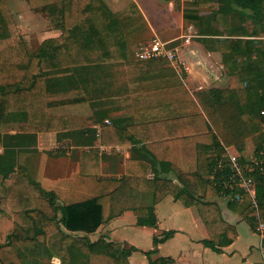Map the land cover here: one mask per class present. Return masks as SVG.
Returning <instances> with one entry per match:
<instances>
[{
	"label": "trees",
	"instance_id": "trees-1",
	"mask_svg": "<svg viewBox=\"0 0 264 264\" xmlns=\"http://www.w3.org/2000/svg\"><path fill=\"white\" fill-rule=\"evenodd\" d=\"M196 5H218L225 20L252 24L238 30L236 36L264 37V0H199ZM51 13V27L61 31L59 37L43 41L36 51L25 38L4 48L12 39L14 19L8 0H0V264H52L54 257L65 264H130L136 248L125 249L104 238L92 242L88 236L72 233L93 234L130 210L138 213L139 226L156 227L155 206L170 195L185 207L198 209L209 234L203 244L215 252L234 243L237 233L223 218L214 198L240 194L242 199L230 200L229 206L252 229L264 224V176L258 177L255 208L249 194L238 188L226 190L223 174L217 170L220 159L228 164V148L243 154L250 138L256 152H264V61L251 58L259 52L254 40L224 42L236 57L246 58L242 63L253 72L242 91L213 88L191 94L182 74L169 60L159 58L150 62L154 70L131 92L127 115L132 126L127 121L125 125L112 120L106 124L108 114H95L102 145H142L140 150L163 171L173 172L180 184L158 175L148 179L143 170L135 172L133 166H138L139 159L135 157L126 161V176L112 192L70 204H61L56 193L44 190L32 179L18 165V158L20 153L35 150L39 133H58L59 142L68 138L76 146L91 147L81 151V174L100 175V149L93 148L98 135L88 128L89 117L53 115L49 112V92L65 87L67 93H75L65 103L88 102L84 92H88L91 75L100 76L110 63L128 62L131 39L153 36L135 3L116 13L104 0H62L60 10ZM218 13L197 15L202 35H220L210 26L218 21ZM177 45L176 41L168 48ZM62 74L72 77L49 80ZM11 125L17 132L3 133ZM212 174L213 179L205 181V176ZM147 194L151 204L142 206ZM174 234L166 232L154 238V250L144 253L150 264H175L170 258L152 259L158 246Z\"/></svg>",
	"mask_w": 264,
	"mask_h": 264
},
{
	"label": "crops",
	"instance_id": "crops-1",
	"mask_svg": "<svg viewBox=\"0 0 264 264\" xmlns=\"http://www.w3.org/2000/svg\"><path fill=\"white\" fill-rule=\"evenodd\" d=\"M104 1L116 13L125 11L133 3L137 4L147 19L155 39H159L168 45L176 41L179 42V45L174 48L177 61L173 63V66L179 74H182L184 83L191 94L213 88L242 91L246 86V81L253 78V72L242 63L246 58L236 57L230 48L224 44L226 40L248 39L256 41L259 52H254L251 58L252 60L261 59L264 61V37L236 36L238 30L252 24L250 22L239 24L235 20L231 23L225 20L223 15L218 13L220 8L218 5L216 7L198 8L196 4L199 0H180L177 2L171 0ZM219 1L216 0V2ZM213 13H218V21L211 23L210 26L217 30V34L220 35H202L200 24H197L195 19L197 15L207 17ZM262 25L264 26V24ZM262 25L259 24L258 27H263ZM46 33L48 34L46 40L61 35L60 30L52 28ZM136 45L137 43H130L129 45L128 62L110 63L107 68L99 72L100 76L99 74L97 76V73L91 75L90 84L87 88L88 92H84L87 93L88 102L65 103L69 97L75 94L69 90L67 93L68 88L65 87H58L49 92V112L53 115L89 117L88 128L96 130L98 135L93 148L100 149L102 157L100 175L84 176L81 174V151L83 149L89 151L91 147L76 146L68 138L59 142L58 133H39L35 150L19 155L18 165L25 168L29 176L38 182L44 190L56 193L61 204H70L112 192L126 176V161L133 157L139 158L137 160L138 166H133L135 172L143 170L148 179H153L158 175L180 184L173 172L165 171L166 169L163 171L159 163L155 164L150 155L144 150H140L142 145L106 146L102 145L99 138L101 126L100 122H96V113L105 112L110 116L105 118L106 124H111L112 120L117 124L125 125L127 121L128 125L132 126L131 117L127 115V110L131 104L129 100L131 92L137 85L129 86L127 91V87H122V84L116 85L115 81L119 79L122 71H137L128 66L133 60ZM176 65L180 66V69ZM152 67L155 68V66ZM139 72L138 77H141L143 72L141 70ZM52 77H66L65 79H67L72 76L62 74L50 78ZM50 81L58 82L60 80ZM79 89H84V87L80 86ZM96 93L103 94V98L93 97ZM85 105L90 106L92 113L88 115L79 113L80 108ZM10 130L9 127V129L5 128L2 131L3 133L17 132L16 128ZM69 141L72 149L66 154L58 153L60 151L58 150L59 145ZM57 145L58 151L56 152ZM227 150L228 154L240 155L242 158H251L256 154V147L252 138L247 140V148L243 154L234 147ZM0 151H2V147H0ZM156 152L163 155L161 150ZM50 155L57 157H53L54 160L57 159V163H52L45 168L40 166L38 169L39 163H42ZM59 160L62 161L58 165ZM219 161L223 160L220 159ZM53 164L57 166L56 173H52L54 171ZM60 165L62 166L61 169L59 168ZM36 168L39 172H46L50 176L47 182L43 177H40L42 175L39 177L35 175ZM209 179H213V174L205 176V181ZM151 201L150 194H147L143 198L142 206L150 205ZM213 201L218 203L223 218L235 227L237 233V240L231 245L221 247V252H215L203 244L205 240H209V234L198 209L185 207L180 200L172 195L155 206L156 227L139 226L138 213L130 210L105 223L93 234L77 232L72 233V235L88 236L92 242L104 238L108 242L122 244L125 249L136 248L137 251L129 257L130 264H150L144 253L153 251L155 248L154 238L161 237L166 232H174L175 234L158 246L157 253L152 255L153 260L163 257L172 259L175 264H264V227L258 224L255 229H252L247 221L229 206L230 197L220 195ZM254 236L259 238L258 244L253 243ZM53 259L58 261L57 264H65L59 257Z\"/></svg>",
	"mask_w": 264,
	"mask_h": 264
},
{
	"label": "rangeland",
	"instance_id": "rangeland-1",
	"mask_svg": "<svg viewBox=\"0 0 264 264\" xmlns=\"http://www.w3.org/2000/svg\"><path fill=\"white\" fill-rule=\"evenodd\" d=\"M61 4H62V0H8V9L11 13V16L14 19V24L12 25L11 29H12V39H10V42H7L5 44L6 48L7 46H9V44H11L12 42H20L21 43L24 41L23 38L27 39L29 41V43L31 44V48L33 50H38L39 47L41 46L42 41L46 40L47 37V33L46 31H48L51 27V10L53 9H58L60 10L61 8ZM152 37H147L145 39H141V40H132L130 41V43H137L134 53H133V60L132 62H130V65L133 69L137 70V71H131V72H127V71H122L121 76L119 77V79H116L115 83L116 85H120L122 84V87H127V91L129 90V86H132L134 84H138V82L143 79L145 77V75L150 74V72H152V70H154L152 66H150V62L152 60H140L137 57V53L143 48V46H146L148 43L154 41ZM152 39V40H151ZM177 61V57L175 58V60L173 62H171L172 66L173 63H175ZM177 66V65H176ZM178 69H180V66H177ZM124 70V69H123ZM130 70V69H129ZM139 70H141L143 73L141 77H138V74L140 73ZM144 74V75H143ZM138 77V78H137ZM66 77H52L50 78V80H61V79H65ZM134 80V81H133ZM245 82V81H244ZM243 82V83H244ZM80 112L83 115H88L90 113H92V109L90 108V106L85 105L83 107L80 108ZM15 119L20 120L19 116L14 117ZM9 129V128H6ZM10 131H12V129H15L14 126H10ZM60 146V145H59ZM58 145L56 146V152L60 149L57 150ZM59 148V147H58ZM63 151L65 153H67V151L64 150H60ZM57 158L55 155H50L49 157H47L45 160H43L42 163H39V167H46L52 163H57V159L54 160V158ZM62 160L58 161V165L60 164ZM41 164V165H40ZM53 164V168L54 171L52 173H56V168L57 166H54ZM61 165H60V169H61ZM38 169L36 168L35 170V175H37L39 177V175H42L40 177H43L44 180L47 182L48 178L50 176H48V174L42 171H38ZM56 177V174H54ZM253 243H259V238L257 236H254V242ZM57 260L53 259L51 261L52 264H57Z\"/></svg>",
	"mask_w": 264,
	"mask_h": 264
},
{
	"label": "built area",
	"instance_id": "built-area-1",
	"mask_svg": "<svg viewBox=\"0 0 264 264\" xmlns=\"http://www.w3.org/2000/svg\"><path fill=\"white\" fill-rule=\"evenodd\" d=\"M140 60H151L165 58L173 62L176 58V50L169 49L168 44L159 39L148 43L137 53ZM264 115V111L262 112ZM60 150L69 152L72 147L68 143H62ZM228 152V150H227ZM217 170L223 174V186L226 190L238 188L245 194H249L256 204V192L258 186V177L264 176V152H259L251 158H242L240 155L228 154V164L223 161L218 162ZM227 173V175H226ZM229 173V174H228ZM240 194L231 195L230 200H241ZM262 227L264 224L260 223Z\"/></svg>",
	"mask_w": 264,
	"mask_h": 264
}]
</instances>
